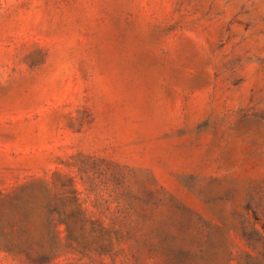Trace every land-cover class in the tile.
<instances>
[{
  "label": "rangeland",
  "instance_id": "374dc122",
  "mask_svg": "<svg viewBox=\"0 0 264 264\" xmlns=\"http://www.w3.org/2000/svg\"><path fill=\"white\" fill-rule=\"evenodd\" d=\"M0 264H264V0H0Z\"/></svg>",
  "mask_w": 264,
  "mask_h": 264
}]
</instances>
